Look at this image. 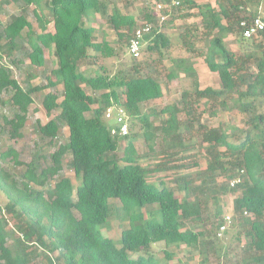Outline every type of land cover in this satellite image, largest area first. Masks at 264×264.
I'll use <instances>...</instances> for the list:
<instances>
[{"label":"trees","instance_id":"obj_1","mask_svg":"<svg viewBox=\"0 0 264 264\" xmlns=\"http://www.w3.org/2000/svg\"><path fill=\"white\" fill-rule=\"evenodd\" d=\"M178 1L162 23L155 13L158 0L0 3L21 8L19 15L0 24V60L9 58L17 67L22 63L15 55L19 50L32 66L43 68L45 50L52 49L56 65L39 85L25 89L11 66L0 64V93L10 94L1 104L13 110L11 117L0 114L8 140L22 139L33 94L43 90L41 106L50 120L37 121V133L52 146L61 129L68 130L67 141L47 157L35 149L28 162H21L14 148L1 153L0 159L12 168L0 163V193L6 199L0 207V264H159L171 262L172 248L190 249L191 262L194 251L207 246L205 255L210 252L208 238L225 225L218 200L222 193L237 194L231 222L238 230V252L224 263L264 264V33L245 39L240 26L258 16L260 2ZM31 6L39 32L25 12ZM196 16L199 23L183 26L179 34L186 54L172 55L166 26ZM98 17L116 33L115 46L93 27ZM145 25L151 26L142 48L148 60L131 56V66L114 75L93 68L99 58L119 55ZM230 36L239 49H230ZM199 41L203 46L196 48ZM198 58L216 75V85L201 87ZM165 61L169 65L161 64ZM174 81L188 87L181 86L180 97L160 109L167 118L155 123L144 110H156L150 104L163 98V86ZM113 107L127 114L126 136L119 135L118 125L112 129L104 122ZM205 115L218 118V124L208 128L202 121ZM139 124L142 134L136 132ZM140 137L146 152L135 142ZM67 156L72 177L61 174ZM176 170L195 172L176 176L174 188L162 175ZM237 178L241 182L231 187ZM211 201L216 206L212 221ZM110 218L130 223L121 232L120 248L101 234ZM157 243L165 245L158 263L151 254L129 255L149 253ZM198 264L211 263L204 256Z\"/></svg>","mask_w":264,"mask_h":264},{"label":"rangeland","instance_id":"obj_2","mask_svg":"<svg viewBox=\"0 0 264 264\" xmlns=\"http://www.w3.org/2000/svg\"><path fill=\"white\" fill-rule=\"evenodd\" d=\"M2 1L3 0H0V3ZM195 1L198 4L205 3V2H212V3L215 2V0H195ZM33 10H34V7L31 6V7H28L25 10V12L28 16L29 22L33 25L35 32H39L37 20L33 14ZM190 12L197 13L198 11L190 10ZM20 13H21V8L19 9L18 6H15L14 4L10 2L6 4L4 3L0 4V24L5 25L9 21L10 16L19 15ZM155 13L158 19L161 18L160 17L161 15L166 16V20L170 19L169 17L170 15L169 14L165 15L164 12L162 11L160 13L159 12H155ZM133 14L138 15V10L134 9ZM199 21H200V18L196 16V17L185 18L183 20L176 19L174 22L168 23L164 31H165V34L172 40V48L170 49L172 55L180 56V55L186 54L181 48L179 34L182 31H184L183 26L187 27L193 24H197L199 23ZM160 22L162 23L161 20ZM93 27L99 32H102L104 36L106 37L107 41H109L110 44H112V46L116 45L113 43L114 41L117 40L116 33L111 31L109 26L102 19L98 17ZM52 28H53L52 24L49 25L48 29L52 30ZM234 40L235 38L233 36H230L228 39L230 49H234V50L239 49L240 47L238 43H234V44L231 43V41H234ZM195 45H196V48L197 46L202 47L203 43L199 41V42H196ZM15 55L17 56L18 59L22 60V63H20L17 67L10 62L9 58H6V57H3V59L0 60V64L11 66L15 79L19 81L25 89H27L28 85L29 86L39 85L40 82L43 80V74L51 71L52 69L56 67L55 58L53 56L52 49L45 50L46 63L43 68H36L32 66L30 64V61L27 58L22 57L19 50H16ZM141 56L142 57L140 61L143 62L145 60H148V58L145 56L143 51L141 53ZM151 56L154 59L157 58L156 53H154ZM149 59L152 60L151 58ZM131 61H132V57L129 55L128 45H127V47H123V51L120 52L119 55L117 56L97 59L96 64L93 66V68L95 70L98 69L100 73H103V71L101 70V67H103L106 71L104 72V74L106 73V74L114 75L119 70L130 67ZM165 63L166 65H169L168 61H165L164 63H161V64L165 65ZM195 64H196V69L198 72V77L200 79L201 87L205 88L212 84L216 85L217 83L216 75L208 71V69L204 65L203 59L201 58L196 59ZM158 67L161 70L163 69L160 65ZM181 86L183 88L188 87L187 84L181 85L178 81H174V83L170 85L169 87H167L166 85L163 86L164 91H165L163 98H161L158 101L153 102L149 106L156 110H144L146 113H150V116H152L151 120L159 124L167 118V115L164 112H160L161 111L160 109L164 106H168L172 104L174 101H176L180 97V92L182 90ZM46 92L47 90H43V91L36 92L33 94L34 102L30 106V109H29L28 125L23 130L22 139H19L17 141L8 140V135L6 132L7 128H5V125L3 124L2 119H0V131L2 129V133H0V156L2 152L9 150L10 148H14L18 153H20L21 162H28L31 159L33 151L35 149H37L38 151H40L42 154H44L47 157L49 153L57 149L60 143H65L67 141V138H68L67 128L61 129L58 140L56 141V143H54L55 145H52V146L48 144V141H49L48 138H41V136L37 133V129H36L37 121L41 122L42 124H45L48 120H50V115L47 114L41 106V101ZM9 96L10 94L6 92L0 93V114H4L6 116L9 115L11 117L13 116L12 114L13 110H10V108L5 107L3 106V104H1V100L2 101L7 100ZM117 113H118L117 108L113 107L111 118H106V114H105L104 122L112 129H115L117 127V121H116ZM226 116H227L226 114H222L220 117L221 119H224L226 118ZM126 117H127V114H126ZM218 120H219L218 118L210 119L207 117V115H205L202 119L203 123L207 124L208 128L215 127L219 122ZM235 120L240 124L241 122L240 117H236ZM141 128H142V125L139 124L136 129V132H140V134H142L143 129ZM192 141L196 142L197 139H193ZM135 142L137 143L138 149L140 151L142 152L147 151L146 144L142 137L136 139ZM36 144L38 145V147L35 148ZM0 163L9 169L12 168V164L9 161H3L2 159H0ZM71 165H72L71 157L67 156L63 163V171L61 174L64 176L72 177ZM190 172H195V171H190ZM190 172L183 171V170H176L172 172L170 171V172L164 173L162 175V179L164 180V182L174 187L175 184L173 182L176 176H182ZM72 181H73L74 186L78 184V181L75 180L74 178H72ZM199 183L200 181L197 182V184L195 185L193 189L194 194L197 192ZM212 189L216 190L217 193L220 192L218 185L216 184H213ZM177 194L180 196L179 193ZM235 196H237V194L234 195L231 193H227L224 195L222 193L221 196L218 197L222 218H224V220H226V217L229 216L231 217V221L233 222V217H234L233 200ZM194 198L195 197H193V199ZM5 203H6V199L0 193V207H3ZM116 206L117 208H120L122 204L120 202H117ZM215 207H216L215 203L211 201L209 203L210 216H211L210 221H212V219L215 216ZM231 221L230 223L228 222V225L226 226V230L222 232V235L219 236V234L215 233L212 235L211 238H208L211 244L209 246L210 252L207 255H205V252L208 250H207V246H205L204 249L201 250V252L199 251L193 252L194 259L193 261L190 262L189 255H188L190 249L172 248V249H169V251L174 252V257L171 260V262L167 263L166 261H160V263L161 264H198L204 256H207L211 264H225L224 260H227L228 258H232V257L234 258V256L238 252V243L236 240L238 230L236 231L235 227L232 226L233 223ZM13 222L14 221L12 220L10 221L11 225L13 224ZM129 227H130L129 222L121 223V221H119L116 218H110L108 222V226L105 227L104 229H101V234L103 237L111 239L114 242V244L118 248H120L121 247V232L122 230L129 228ZM164 249H165V245L163 243H157L152 246L149 253H141V254L129 253V255L133 258H136L139 255H142L144 257H149L151 254L155 256V258H152V261L154 263H158L156 260V257L160 258V256H163L162 250Z\"/></svg>","mask_w":264,"mask_h":264},{"label":"built area","instance_id":"obj_3","mask_svg":"<svg viewBox=\"0 0 264 264\" xmlns=\"http://www.w3.org/2000/svg\"><path fill=\"white\" fill-rule=\"evenodd\" d=\"M260 2L258 7V16L253 18L251 21L243 20L240 24L242 28V35L245 39H257L261 38L262 34L264 33V0H258ZM179 5L178 0H158L155 11L156 12H164V14H169L170 10L173 7H177ZM170 15V14H169ZM168 15V16H169ZM160 20L163 22L166 20V16H160ZM151 31L150 25L142 26L133 34V37L130 39L128 50L130 56H132L135 59H138L141 57L142 48H143V39L144 37L149 34ZM113 108H109L106 113V118H111ZM117 117L116 121L119 127V135L120 136H126L129 134V126L127 122L126 113L123 109H117ZM241 182L240 178H237L231 182V187L236 186ZM231 217H226L225 225L221 227L219 231V236L222 235V232L226 230V226L228 225V222L230 223ZM218 236V237H219Z\"/></svg>","mask_w":264,"mask_h":264},{"label":"clouds","instance_id":"obj_4","mask_svg":"<svg viewBox=\"0 0 264 264\" xmlns=\"http://www.w3.org/2000/svg\"><path fill=\"white\" fill-rule=\"evenodd\" d=\"M106 113H107V111H106ZM127 122H128V120H127ZM118 125V124H117Z\"/></svg>","mask_w":264,"mask_h":264}]
</instances>
